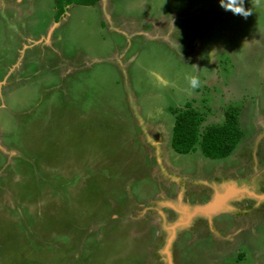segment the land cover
<instances>
[{
    "label": "rangeland",
    "instance_id": "obj_1",
    "mask_svg": "<svg viewBox=\"0 0 264 264\" xmlns=\"http://www.w3.org/2000/svg\"><path fill=\"white\" fill-rule=\"evenodd\" d=\"M55 13L0 0V264H169L192 207L229 190L225 237L200 217L171 263L264 264V0L247 19L220 0ZM190 100L205 125L240 109L228 156L173 150L170 107Z\"/></svg>",
    "mask_w": 264,
    "mask_h": 264
},
{
    "label": "trees",
    "instance_id": "obj_2",
    "mask_svg": "<svg viewBox=\"0 0 264 264\" xmlns=\"http://www.w3.org/2000/svg\"><path fill=\"white\" fill-rule=\"evenodd\" d=\"M100 0H54L55 21L71 4L93 5ZM193 100V99H192ZM187 101L182 106L170 107L174 115L171 147L177 153H188L199 145L204 156L217 159L228 156L243 137L240 127V109L229 104L223 110V122L204 124L205 113Z\"/></svg>",
    "mask_w": 264,
    "mask_h": 264
},
{
    "label": "clouds",
    "instance_id": "obj_3",
    "mask_svg": "<svg viewBox=\"0 0 264 264\" xmlns=\"http://www.w3.org/2000/svg\"><path fill=\"white\" fill-rule=\"evenodd\" d=\"M251 2L253 5L252 9H245L244 0H220V6L225 11H230L234 15H240L241 17L247 19V17L252 14L254 8L261 6V0H251ZM149 75L155 77L158 85L160 86L175 87L173 82L167 80L165 77L156 72H149ZM186 80L189 86L188 95L191 96L193 91L201 86L200 80L197 75H188L186 76Z\"/></svg>",
    "mask_w": 264,
    "mask_h": 264
},
{
    "label": "crops",
    "instance_id": "obj_4",
    "mask_svg": "<svg viewBox=\"0 0 264 264\" xmlns=\"http://www.w3.org/2000/svg\"><path fill=\"white\" fill-rule=\"evenodd\" d=\"M236 187H238V186H236ZM239 188V187H238ZM212 198H210L209 199V201L211 200ZM208 201V202H209ZM205 203H207V202H204V203H196L195 205L197 206V205H204ZM183 206H185V205H183ZM185 207H187V206H185ZM195 207V206H194ZM188 208V207H187ZM227 212L228 210H223V209H220V210H218L217 212H213V213H211V214H209L208 216L207 215H202V214H196V215H194V217L191 219H189V221L187 222V223H185V224H183V226H179L178 227V231H176V233H175V235H174V237H173V239H174V241H175V239L177 238V236H178V234H179V231H182V230H189V229H191V228H193V227H196L195 225H196V223H198L199 221H200V217H202V218H204V220H205V222H207V224H208V227L210 228V230H212L213 232H215V234L216 235H220L221 237H225V235L224 234H221L218 230H217V228L215 227V222L213 221L214 220V215H219L220 213H222V212ZM211 215V216H210ZM197 216V217H196ZM181 218V217H180ZM179 219V218H178Z\"/></svg>",
    "mask_w": 264,
    "mask_h": 264
},
{
    "label": "water",
    "instance_id": "obj_5",
    "mask_svg": "<svg viewBox=\"0 0 264 264\" xmlns=\"http://www.w3.org/2000/svg\"><path fill=\"white\" fill-rule=\"evenodd\" d=\"M218 199V201H219V199H221L220 197H218V195H217V193L215 194V196L209 201V202H207V203H205L204 205H198V206H195V207H192V213H191V215H190V218L193 216V215H196V214H202V215H209V214H211V213H213V212H217L221 207H222V205L227 201L226 199L224 200V198H223V200H224V202H223V204L221 203H219V202H216V200ZM218 203V204H217ZM179 226V225H178ZM177 227V226H176ZM175 227V228H176ZM174 232V231H173ZM173 236L174 235H172L171 236V239L173 238ZM171 239H170V241H171ZM170 241H169V245H170ZM167 244V245H168ZM167 245H166V247H165V253L167 254V256H168V263L169 264H172L171 263V259H170V252H169V250L167 249ZM169 245H168V247H169Z\"/></svg>",
    "mask_w": 264,
    "mask_h": 264
},
{
    "label": "bare ground",
    "instance_id": "obj_6",
    "mask_svg": "<svg viewBox=\"0 0 264 264\" xmlns=\"http://www.w3.org/2000/svg\"><path fill=\"white\" fill-rule=\"evenodd\" d=\"M232 191H233V189H232ZM217 192H218V191H217ZM230 193H231V190L227 191L226 194H222V192H220V193L218 192L217 195H218V197H220L221 199H219V201H218V199H217L216 202H219L220 204L223 203L224 200H225L226 198H228L227 196L230 195ZM223 198H224V200H223ZM217 204H218V203H217ZM171 234H173V231H172ZM171 234H170V235H171ZM170 239H171V237H169V238L167 239V244L169 243ZM168 245H169V244H168ZM168 245H167V249H168ZM165 251H166V250H165Z\"/></svg>",
    "mask_w": 264,
    "mask_h": 264
},
{
    "label": "flooded vegetation",
    "instance_id": "obj_7",
    "mask_svg": "<svg viewBox=\"0 0 264 264\" xmlns=\"http://www.w3.org/2000/svg\"><path fill=\"white\" fill-rule=\"evenodd\" d=\"M217 191V190H216ZM177 206H179V202L176 204ZM177 221H179V220H177Z\"/></svg>",
    "mask_w": 264,
    "mask_h": 264
}]
</instances>
